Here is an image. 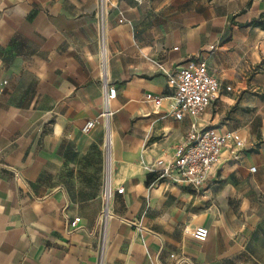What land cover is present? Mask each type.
I'll use <instances>...</instances> for the list:
<instances>
[{
	"label": "crops",
	"instance_id": "1",
	"mask_svg": "<svg viewBox=\"0 0 264 264\" xmlns=\"http://www.w3.org/2000/svg\"><path fill=\"white\" fill-rule=\"evenodd\" d=\"M261 15L264 0H0V264H264ZM197 58L219 94L178 121L170 83ZM192 122L237 133L238 159L224 148L200 194L147 184Z\"/></svg>",
	"mask_w": 264,
	"mask_h": 264
},
{
	"label": "built area",
	"instance_id": "2",
	"mask_svg": "<svg viewBox=\"0 0 264 264\" xmlns=\"http://www.w3.org/2000/svg\"><path fill=\"white\" fill-rule=\"evenodd\" d=\"M139 3L141 0H133ZM170 83L173 88L170 100L172 101V116L176 120L184 117L198 119L202 116L206 107L216 100L219 94V82L216 76L208 69L204 61L197 59L188 60L184 67L176 72ZM227 91L230 89L227 88ZM1 94V92H0ZM115 90L102 86L103 110L100 117L104 120L105 135L103 142V158L105 161L110 156V136L107 121L111 115L108 105L114 99ZM144 100L155 108L159 107L162 97L151 94L144 95ZM96 121H88L82 128L84 134H88L95 126ZM243 142L235 132H219L213 128H200L192 122L182 144L175 148L174 157L169 161L159 159L154 162L151 174L155 176V182L173 181L192 188L200 194L206 183L215 172L219 157L224 148H228L232 160L238 159V151L243 148ZM250 172H255L252 167ZM116 194H122L123 188H116ZM108 188L103 193V206L99 215V223L102 227L106 219H110L107 208ZM79 219L70 223L75 228ZM191 236L197 241H205L207 230L204 227H196ZM173 257V256H172Z\"/></svg>",
	"mask_w": 264,
	"mask_h": 264
},
{
	"label": "trees",
	"instance_id": "3",
	"mask_svg": "<svg viewBox=\"0 0 264 264\" xmlns=\"http://www.w3.org/2000/svg\"><path fill=\"white\" fill-rule=\"evenodd\" d=\"M262 15L259 17V20H257L256 22L252 23L251 25L255 26V27H260L262 30H264V20H262ZM155 180V176L153 174H151L148 178L146 183L150 184L151 182H153Z\"/></svg>",
	"mask_w": 264,
	"mask_h": 264
}]
</instances>
